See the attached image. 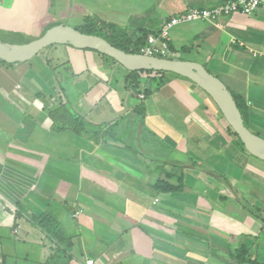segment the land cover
<instances>
[{
  "label": "crops",
  "instance_id": "1",
  "mask_svg": "<svg viewBox=\"0 0 264 264\" xmlns=\"http://www.w3.org/2000/svg\"><path fill=\"white\" fill-rule=\"evenodd\" d=\"M225 1L57 0L54 6L57 10L68 2L71 8L66 15L57 17L56 11L47 9L46 0H0V33L40 34L46 25L67 18L74 26H80L84 24L86 14L90 13V16L124 29L130 38L136 39L157 34L164 20L170 16L190 8H212ZM169 45L168 56L172 58L184 59L183 52H195L202 55L205 62L212 63L233 90L246 100L250 107L251 125L256 130H264V125H260L264 116V4L253 15L237 12L217 22L193 21L178 25L171 30ZM66 47V53L69 48L73 51L74 61L69 58L68 66V81L72 83L69 88L62 86L68 97L76 98L72 102L80 105L84 119L90 115V136H97L93 140L90 138V150L94 153L98 148L106 150L107 145L112 146L111 140L117 143L125 138L134 144V141L140 143L138 139L142 136L147 142L146 147H152L156 155L175 149L185 158H202L208 154L209 148L218 153L226 145V148H231L232 152H227L231 158L233 147L239 150L237 140H227L222 128L207 126L204 118L200 119L202 124L194 125V119L188 115L187 124L178 129L169 119L174 114L173 106L166 109L156 106L158 95L168 87L164 96L166 100H173V97L179 111L185 108L187 112L201 116L207 107L205 97L196 103V99L185 90L190 91L191 85H180L183 83L177 77L164 74L162 79L166 85L163 84L162 88H165L147 95L142 91L136 93L133 88L121 87V82L127 85V74L119 75L121 72L114 65H107L102 53L68 44ZM31 67L0 66V264H80L87 259H93L96 264H252L241 262L234 256L241 246L248 249L247 260L256 258L264 263V247L258 246L257 240L250 237L252 233H231L229 228L234 224L228 226V221L217 218L212 222L217 207L207 203L203 196H198L195 203H180L173 196L183 189L159 193L155 188L156 182L174 177L172 172L165 170L166 173L162 172L164 176H158L162 174L151 169L148 178L154 181L143 182L142 175L137 174L142 158H108L99 154L102 158H38L43 144L44 147L48 143L61 147L64 143L59 136L63 130L52 129L49 124L30 125L24 119V116H31L26 114L31 109L29 98L41 97L39 92L35 97L23 92L24 80ZM149 75L157 82L161 77L156 73ZM115 77H118V87L112 84ZM201 93L198 89L194 95L198 99V96H204ZM12 96L16 102L10 99ZM5 103L14 107L6 111ZM140 108H143V113ZM42 110L44 113V107ZM137 119L141 120L139 126ZM143 120H147V124ZM145 125L156 131L159 137L145 134ZM43 127V144L32 145L36 130ZM46 129L54 131L55 134L50 136L55 140L48 141ZM111 131L120 133L116 135ZM226 132L230 134L229 130ZM57 137L62 143H57ZM160 138L167 140L162 142ZM129 151L134 156L139 154L136 148ZM152 159L160 162L159 158ZM193 161L199 164L198 160ZM167 163L163 162L156 168H164ZM127 166L131 167L130 173L136 174L134 180L138 181V184L134 182L135 186L128 187L132 195H128L118 183L121 178L126 179ZM208 169L204 167L203 171H197L208 174ZM253 174L264 179L262 173ZM191 175L193 173H189L193 178ZM110 179L115 180L116 186L109 184ZM226 191L213 187L208 189L214 199L221 197L223 200L222 194H225L235 200L232 190L230 194ZM109 192L125 197V201L112 199ZM150 192H154L155 199L148 196ZM142 196L149 199L146 201ZM174 202L184 206L178 215ZM228 203L232 201L228 200ZM45 213L60 223L65 235L71 239V247L66 249L57 243L36 223L35 218ZM249 219L253 226L259 223L257 218Z\"/></svg>",
  "mask_w": 264,
  "mask_h": 264
},
{
  "label": "rangeland",
  "instance_id": "2",
  "mask_svg": "<svg viewBox=\"0 0 264 264\" xmlns=\"http://www.w3.org/2000/svg\"><path fill=\"white\" fill-rule=\"evenodd\" d=\"M46 1L50 8L47 9L50 12L56 11L57 17L66 15L71 9L68 7L69 2L66 6L64 5L61 9L57 10L58 8L54 7L57 4L56 3L57 0H50V1L46 0ZM60 2H64V0H60ZM100 19L104 22H108L102 18ZM58 23L74 26V23L69 18H67L66 20H62ZM6 33L7 32L0 33V39L13 43L26 42L24 39L19 38L18 36L9 33L6 34ZM40 34L32 33L30 34V36L27 35L25 36L30 38H36ZM66 46L67 44L51 45L27 62H17L14 63L13 65H6L0 62V66L5 68L6 67L13 68L18 65L23 67H29L30 65H32V67L29 68L30 72L27 78L24 80L23 92L31 93L32 97H35L36 93L39 92L41 94V97L36 95L37 97H35L34 99L29 98L31 109L29 112H26V114L30 113L31 116H24V119L25 121H27L26 122L27 124L29 123L30 125H32L34 123H38L39 125H43V124L51 125V119L49 117L48 111L49 109L55 108L59 100H62L63 102L67 101L70 110L73 111V114L74 115L77 114L82 118H84L82 116V111L80 110V105L77 104L74 105L72 102V101L75 102L76 98L72 100L70 97H68L66 95L67 94L66 91L63 88V86L65 85L69 88V85L72 83L71 80L68 81L70 75V68L68 67L70 63L69 58L71 59V61H74L72 57L73 56L72 49L69 48L70 47L69 46L68 53H66L67 52ZM85 49H89V48H85ZM74 56L76 55L74 54ZM182 57L187 60H194L204 64L211 73L221 78L226 83L228 88L234 91L233 87L227 82L226 78L220 73V71L216 70V68L214 67V65H212V63L205 62L204 57L202 55H198L195 52L194 53L183 52ZM104 59L105 62H107V65L109 66L114 65V67L119 72H121L119 73V75L129 73L128 72L129 70H127L117 61L112 60L111 57L105 56ZM166 74L169 75L170 77L172 76L177 77L179 80H181L183 84H181L180 82V85H185V86L191 85L190 91L186 88L185 89L186 92L189 93L192 96V98L194 97L196 99V103H198V101L202 102V97H205L204 99L207 106L206 108H204L205 111L203 112V114L201 113L202 114L201 116L199 113L187 112L185 108L179 111L177 109L178 107L173 97H172L173 100H166V98H164V96L166 95L165 93L167 92V88H168L167 87L164 93L161 92V94L158 95L159 103H157L156 106H159V108L161 109L171 108L173 106V109L171 110L174 112V114L169 116V119H171V122L174 123L175 128L179 129L180 126L186 125L187 124L186 118L188 117V115L189 116L191 115L190 118L192 117L194 119V121H192V124L194 123L202 124V121L200 119L204 118V122L207 124V126L210 125L214 128H222V134L224 135V138H226L227 140L232 138L233 140H237L235 135H233L232 133L228 134L226 132V130H228L229 128L226 120L224 119V117H222V114L219 111L217 105L207 94H205L202 91L200 87H198L197 84H195L193 81H191L188 78H184V77L182 78L181 76H178L171 72H168ZM149 76L151 75L147 74L143 76V81H142L143 83L141 85V89L140 90L135 89L136 93L142 91L144 94H146L147 89L160 90L162 88V85L165 84L163 80L160 83H158ZM117 78L115 77L112 82V84L116 87H118V85H116ZM121 83H122L121 86L122 88H125V86L127 87L125 82H121ZM175 83H177L178 85L177 81H175ZM165 87L166 86H164L163 88ZM197 88L199 89V92H202L201 94H204V96L201 95L198 96V99L195 97L196 91L198 90ZM176 92L178 93V91ZM14 98L15 97L12 96L10 99L13 100ZM7 103H5L6 111H9V108H13L14 106L11 105L10 107H8ZM1 107L4 108L3 106ZM42 107H44V113ZM144 118L145 117H143V119ZM137 120H138L137 121L138 126L141 125V120L140 119ZM143 122L147 124V120L146 121L143 120ZM132 123H136V122L132 120ZM85 124L87 125L88 131L84 133V135H76V134L72 135L70 131H62V134L59 136H61V138L63 139L64 145H62L61 147L59 144H57L55 147L54 144L51 145L50 143L45 144L44 147V144L42 142L43 141L42 139L44 138V133H43L44 127L43 129L36 130V135H35L36 138L32 139L31 143L32 145L34 144L41 145V143L43 144L39 152L40 157L38 158H102L99 155H106V157L108 158H142L143 163L142 161L141 163H138L140 167V171H138L137 174L140 173L142 175L141 177L142 179H144L143 182L146 181L148 183H151L152 181H154V179H151L150 177L148 178L151 169L154 170V172L156 170L159 174H162V172H164L165 170L172 172L174 177L167 179L170 183L171 182L173 183L178 178L182 177L184 186L186 187L185 188L183 187L182 191L176 192L174 194L173 198L175 201L180 203L182 202L195 203L198 202V196H203L207 203H211L212 205L217 207L211 219L212 222L216 221V218L219 219V221H224V220L228 221L227 223L228 226H230L231 223L234 224L232 225V227L229 228L231 233H236V234L252 233L250 234V237L252 236L254 240H257L258 246L264 247V179H261L259 176L253 174L254 172L257 174L258 172L264 174L263 160H260L250 155V153L245 151L241 146H239L238 151H236L233 147L234 155L233 157L230 158L228 154H230L232 151L230 147L226 148V145H224V148L218 153H214L216 151L213 148H209L207 150L208 154H205V156L202 158H185V155L181 154L179 150L176 151L175 149L174 150L171 149V151L169 152H167V150H164L165 152L162 153L161 155L158 154L156 155L152 152V147H146L147 142L144 136L138 139L140 143L134 141V144L130 143L129 140L125 138H122L117 143H115L114 140H111V142L113 143L112 146L107 145L106 150H102L99 148L97 149V146H95L97 151L94 153L93 150H90V145H89L90 138L93 140V137L95 138L96 136V134L95 135L91 134L90 136V115L87 118ZM248 125L250 129H252L256 133H259L260 136L264 137L263 129L256 130L251 125V123H249ZM260 125H264V116L262 117V122ZM143 127L144 130L146 131V132L143 131L145 134L151 133L153 136H155V138L159 137L156 131L154 132V130L149 129L146 125ZM111 132L115 133L116 135L120 133L119 131H111ZM45 134L48 135V141L54 139L52 136H50L55 134L52 129H46ZM152 135L151 137H153ZM160 139L162 140V142H166L167 140L162 138ZM57 143H62V141H60V137H57ZM118 146L119 148H117ZM130 148H136L139 154H136L134 156V153L129 151ZM12 149H14V147L13 148L11 147V150ZM17 150L20 149L18 148ZM122 156H126V157H122ZM155 157L159 158L160 162H155L152 159ZM193 160H198L199 164L195 163ZM96 161L99 162L101 160L97 159ZM163 162H168L167 165L164 166V168L162 167L163 169L161 167L156 168L157 166H160L161 163ZM213 166L215 167V170ZM204 167L209 168L207 170L209 175L206 174L205 172L199 173L197 171V170L203 171ZM127 168L129 172H126V179L121 178L119 181L117 179V181L120 186H123L124 189H126V193H129L128 195H132L128 187L133 186L134 182H137L138 184V181L134 180L135 179L134 176L136 174L130 173L131 167L127 166ZM167 171H165L164 173H166ZM189 173H193V175L191 176L194 177L190 178ZM158 176H164V174ZM260 176L263 177L262 175ZM188 177L190 180H187ZM114 181H115L114 179L109 180V184L112 185L113 187L116 186V183ZM211 187L216 188V190L224 189L226 191L227 188L232 190V192L235 194L233 196L235 200H233V198L230 199V196L225 194H222L224 197L223 200L221 199V197H218L219 195L217 196L218 199L212 198L208 193V189H210ZM199 190H201L200 192L201 194L198 193ZM230 190L226 191L227 194H230L229 192ZM218 192L219 194L221 193L220 191ZM110 193L112 192H109L108 195H110L112 199L120 198L123 201H125V197ZM153 195L154 192L148 193V196H150V198ZM134 197L137 198L138 195L134 194ZM142 198L146 199V201L149 199L147 196H142ZM152 199H155V197L153 196ZM160 199L161 198L156 199V202H158ZM220 200H222V202ZM228 200L232 201V203L229 204ZM177 202L173 203L176 210V214L178 213L179 210L181 211V209L183 211L182 207H184L183 204L180 205V203ZM161 203H159V205H161ZM250 215H253L254 217ZM249 217L255 218V220L258 219L257 221L259 223H256L253 226V224L250 222Z\"/></svg>",
  "mask_w": 264,
  "mask_h": 264
},
{
  "label": "water",
  "instance_id": "3",
  "mask_svg": "<svg viewBox=\"0 0 264 264\" xmlns=\"http://www.w3.org/2000/svg\"><path fill=\"white\" fill-rule=\"evenodd\" d=\"M54 44L96 50L115 59L129 71H166L190 79L214 101L226 122L241 139L247 152L264 161V137L253 132L245 124L242 112L226 83L198 61L128 52L101 35L85 33L67 24L54 25L42 36L24 43L0 39V59L7 63L27 62Z\"/></svg>",
  "mask_w": 264,
  "mask_h": 264
},
{
  "label": "trees",
  "instance_id": "4",
  "mask_svg": "<svg viewBox=\"0 0 264 264\" xmlns=\"http://www.w3.org/2000/svg\"><path fill=\"white\" fill-rule=\"evenodd\" d=\"M57 24H60V23H51V24L46 25L38 37L42 36L46 32L47 29ZM76 28L85 33H93V34L101 35L105 37L107 40H109L115 46L121 49H124L125 51L133 52V53H140V46H142L145 43L148 37V34H147L146 36L144 35L136 39L130 38V36L127 34V32H125L124 29H120L115 24H112L110 22H104L97 16H94V17L90 16V13L86 14L84 24L77 26ZM11 34L24 39L26 42L35 39V38L27 37L23 33H20V32L11 33ZM102 55L107 56L105 54H102ZM166 57L172 58L170 56H166ZM111 59L116 61L113 58ZM0 62L6 65L14 64V63H7L1 59H0ZM128 72L129 73L127 74V77H126L127 87L133 88L134 90L141 89V85L143 83L142 78L145 74H152V73L159 74L161 77H159L158 83H160L163 80L162 75L168 73L166 71H154V70H137V71H128ZM152 91L153 90L151 89H147L145 95L150 94ZM232 93L238 104L239 109L242 112L243 118L245 120V124L249 127L248 124L250 123V107L247 105L246 100L243 98L241 94H238L234 91H232ZM142 109L143 108H140L139 111L141 112ZM48 114L51 119L50 127L52 129L63 130V131L68 130L71 133L76 134V135H84V133L88 131L87 125L85 124L86 120L77 114L74 115L73 111L70 110L67 101L63 102L62 100H59L55 108L49 109ZM228 128H229L228 129L229 132L236 136L237 143L244 150H246L241 139L239 138L237 133L232 129V127L229 124H228ZM256 134L259 135V133H256ZM183 186H184V183H183L182 177L178 178L173 183L172 182L170 183L169 181L162 179V180H158V182H156L155 184V188L158 190V192H161V193L177 191V190L182 189ZM35 220H36V223L40 225L41 228L45 232H47L52 239L57 241V243L64 245L66 249L72 246L71 239L65 235V233L61 229L60 223L53 216H51L48 213H45V214H41L40 216H37ZM247 252H248V249L244 246H241L237 249L236 252H234V256L238 258L241 262L245 261V262H249L252 264H264V263H260L256 258H253V259L251 258L247 260L246 258L248 256Z\"/></svg>",
  "mask_w": 264,
  "mask_h": 264
},
{
  "label": "built area",
  "instance_id": "5",
  "mask_svg": "<svg viewBox=\"0 0 264 264\" xmlns=\"http://www.w3.org/2000/svg\"><path fill=\"white\" fill-rule=\"evenodd\" d=\"M263 4L264 0H227L212 8H190L164 20L157 34L148 35L145 43L140 46V53L166 57L170 53L169 39L174 27L193 21L217 22L237 12L253 15ZM80 264H96V262L93 259H87Z\"/></svg>",
  "mask_w": 264,
  "mask_h": 264
}]
</instances>
